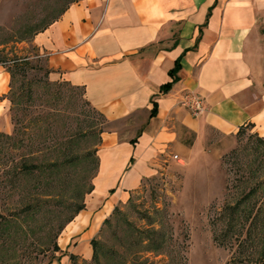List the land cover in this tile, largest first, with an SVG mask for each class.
Masks as SVG:
<instances>
[{
    "label": "rangeland",
    "instance_id": "rangeland-1",
    "mask_svg": "<svg viewBox=\"0 0 264 264\" xmlns=\"http://www.w3.org/2000/svg\"><path fill=\"white\" fill-rule=\"evenodd\" d=\"M71 1L0 0V65L9 73L0 264H264V142L249 127L207 133L200 158L161 160L105 208L97 146L117 122L86 102L81 86L44 75L33 41ZM21 160L37 166L19 169Z\"/></svg>",
    "mask_w": 264,
    "mask_h": 264
},
{
    "label": "crops",
    "instance_id": "crops-1",
    "mask_svg": "<svg viewBox=\"0 0 264 264\" xmlns=\"http://www.w3.org/2000/svg\"><path fill=\"white\" fill-rule=\"evenodd\" d=\"M33 41L49 78L82 86L117 122L97 146L95 188H108L106 209L161 160L200 158L207 133L233 136L242 126L264 139V0H73ZM8 83L0 65L4 122ZM188 92L202 100L197 115L183 103Z\"/></svg>",
    "mask_w": 264,
    "mask_h": 264
},
{
    "label": "trees",
    "instance_id": "trees-1",
    "mask_svg": "<svg viewBox=\"0 0 264 264\" xmlns=\"http://www.w3.org/2000/svg\"><path fill=\"white\" fill-rule=\"evenodd\" d=\"M24 64L26 65L27 64V67L28 66H32V63H26V62H19L18 64H16V65H13V66H15V67H19L20 69L22 68L23 69V67H24ZM178 66H179V58H177L176 59V61H175V64H174V66H173V68H171L170 70H169V72H170V74H171V76H172V79L170 80V81H168V82H166V83H163V84H161V86H160V89L162 90V91H167L170 87H171V84H172V81H174L175 79H176V75H175V73H174V71L178 68ZM50 70H51V68L47 65L46 67H45V69H44V75H47L48 76V73L50 72ZM23 71H24V69H23ZM14 74V72L13 71H11V76ZM73 85V84H72ZM75 86H78V85H75ZM82 87V86H81ZM82 89H83V87H82ZM83 93H84V89H83ZM11 100V99H10ZM85 100H86V102H88L90 105H91V103H90V101L89 100H87L86 99V97H85ZM92 107L95 109V110H97V111H99L97 108H95L93 105H92ZM100 112V111H99ZM101 113V112H100ZM102 115H103V113H101ZM104 116V115H103ZM244 129V127H242V126H240L239 127V129L237 130V133H239V132H241L242 130ZM139 133V131H137V134ZM254 133V132H253ZM255 135L258 137V139L260 140V141H262V142H264V139L261 137V136H259L256 132H255ZM136 137V136H135ZM135 137H133V138H131V141H134L136 138ZM37 166V163L36 162H32V161H25V160H21L20 162H19V169L20 168H25V169H29V168H31V167H36ZM84 205L81 203V204H78L75 208H74V212L73 213H71L70 215H68L67 217H66V220L68 221V220H70L72 217H73V215L80 209V208H82ZM96 240L95 239H93V246H94V252L96 251ZM54 248H57V246L54 244ZM94 254V253H93ZM264 259V258H263ZM262 261H264V260H262Z\"/></svg>",
    "mask_w": 264,
    "mask_h": 264
},
{
    "label": "built area",
    "instance_id": "built-area-1",
    "mask_svg": "<svg viewBox=\"0 0 264 264\" xmlns=\"http://www.w3.org/2000/svg\"><path fill=\"white\" fill-rule=\"evenodd\" d=\"M183 103L188 107L189 111L193 115L199 114L204 108L201 98L197 94L192 92H188L185 94Z\"/></svg>",
    "mask_w": 264,
    "mask_h": 264
}]
</instances>
